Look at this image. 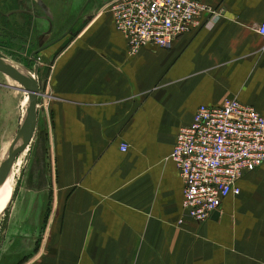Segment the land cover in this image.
Segmentation results:
<instances>
[{"label": "crops", "instance_id": "obj_1", "mask_svg": "<svg viewBox=\"0 0 264 264\" xmlns=\"http://www.w3.org/2000/svg\"><path fill=\"white\" fill-rule=\"evenodd\" d=\"M108 1L0 0L1 44L29 53L39 92L0 264H264V160L208 219L177 223L169 158L200 104L235 98L264 117V0H200L221 9L211 26L135 52Z\"/></svg>", "mask_w": 264, "mask_h": 264}, {"label": "built area", "instance_id": "obj_2", "mask_svg": "<svg viewBox=\"0 0 264 264\" xmlns=\"http://www.w3.org/2000/svg\"><path fill=\"white\" fill-rule=\"evenodd\" d=\"M106 6L129 52L146 45L167 48L177 36L209 27L221 14L200 0H109ZM255 32L264 42V21ZM169 158L182 181L177 223L205 221L227 194L239 192L243 172L264 160V117L235 98L200 104L190 122L177 129Z\"/></svg>", "mask_w": 264, "mask_h": 264}, {"label": "rangeland", "instance_id": "obj_3", "mask_svg": "<svg viewBox=\"0 0 264 264\" xmlns=\"http://www.w3.org/2000/svg\"><path fill=\"white\" fill-rule=\"evenodd\" d=\"M1 26L2 23L0 17V57L10 59L29 69L28 63H34V61L31 57H29V53L27 51H23L18 47H15V51H9L7 46L4 47L1 44V41L4 38L1 37ZM33 56L36 58L33 59L37 61L38 56L35 54ZM0 83H9L11 85L18 86V88L22 87L17 79L1 71ZM26 105L27 93L17 88H10L0 85V161L16 135L18 127L23 119ZM33 136H31L32 138L30 137L28 141L20 148V151L16 153L14 163L11 165L13 171L11 178V192L9 200L6 202L4 208L0 212V249L2 247H7L5 245L8 244V240H3V237H9L17 233V229L7 227V222H12L13 220L17 221L18 219V186L21 185L23 187L27 183L28 173H30L34 167V157L37 156L38 149H35V147L32 148ZM29 141L30 143L27 144Z\"/></svg>", "mask_w": 264, "mask_h": 264}, {"label": "water", "instance_id": "obj_4", "mask_svg": "<svg viewBox=\"0 0 264 264\" xmlns=\"http://www.w3.org/2000/svg\"><path fill=\"white\" fill-rule=\"evenodd\" d=\"M20 67L21 69L17 70L7 58L0 57V71L17 79L22 87L17 88L7 83H0V85L17 88L27 93V105L23 119L18 127L13 141L8 146L3 158L0 161V183L4 179V176L8 171L16 153L20 151V148L31 137L35 126V103L36 97L39 93L35 77V66H33L32 69H28L27 67L21 65Z\"/></svg>", "mask_w": 264, "mask_h": 264}, {"label": "bare ground", "instance_id": "obj_5", "mask_svg": "<svg viewBox=\"0 0 264 264\" xmlns=\"http://www.w3.org/2000/svg\"><path fill=\"white\" fill-rule=\"evenodd\" d=\"M8 61H10V63L13 64V67H15L17 70H20L21 67L18 63L8 59ZM9 84V83H7ZM11 85V84H9ZM14 86V85H12ZM18 88V86H15ZM15 158V157H14ZM14 163V159L12 161V164L13 165ZM9 167L8 171L6 172L5 176H4V179L1 181L0 183V212L2 211V209L4 208L6 202L9 200V196H10V192H11V181H12V167Z\"/></svg>", "mask_w": 264, "mask_h": 264}]
</instances>
